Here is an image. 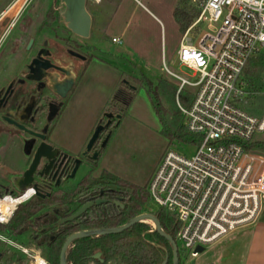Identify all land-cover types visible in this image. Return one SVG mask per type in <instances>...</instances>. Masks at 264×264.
Listing matches in <instances>:
<instances>
[{
	"label": "built area",
	"instance_id": "2783aa9c",
	"mask_svg": "<svg viewBox=\"0 0 264 264\" xmlns=\"http://www.w3.org/2000/svg\"><path fill=\"white\" fill-rule=\"evenodd\" d=\"M198 5L199 15L178 49L180 64L193 75H179L166 64L162 69L180 80L177 97L194 87L190 105L179 107L187 130L201 141L192 144L190 156L168 149L147 189L150 201L174 215L176 238L191 258L201 253L197 247L210 248L254 224L264 205V152L248 147L263 141L264 111L257 115L243 105L258 93L250 87L245 68L252 60H264V0H198ZM202 21L213 29L194 41L190 29ZM112 40L120 42L118 37ZM35 195L31 185L18 194H0V224H7ZM0 242L28 251L1 233ZM33 258L35 264H50L40 253Z\"/></svg>",
	"mask_w": 264,
	"mask_h": 264
},
{
	"label": "rangeland",
	"instance_id": "374dc122",
	"mask_svg": "<svg viewBox=\"0 0 264 264\" xmlns=\"http://www.w3.org/2000/svg\"><path fill=\"white\" fill-rule=\"evenodd\" d=\"M178 1H86V8L94 17L92 30L88 38H79L78 40L81 45L80 50L93 55L95 59L82 72L83 63L80 64L79 78L82 76L83 81L76 88L70 101L65 103V111L62 110L54 120L55 127L50 140L55 143L58 140V143L63 145L60 147L71 154L82 155L97 127L99 118H103L107 111L119 112L121 118L117 125L111 127L112 133L105 146H102L101 136L94 144L93 151L98 149L100 152L94 159L92 170L94 176H99L103 169H107L125 181L147 190L152 174L168 149L178 150L188 156L195 151L194 145L179 140H170L165 134L164 123L157 115L145 87L148 79L157 83L159 79L164 78L178 88L180 80L162 69L165 64L169 70L179 75H193V71L180 64L178 60V49L184 34L174 16ZM13 3L10 0H0L2 14ZM183 6L199 11L198 0H183ZM15 12H17L16 8L4 16H13ZM207 26L206 21L194 25L190 29L189 36L197 41L208 29H213ZM64 28H69L65 20ZM64 36L66 39L67 33ZM117 37L120 38V42L112 40ZM67 45L65 41L64 50ZM249 65L245 68V75ZM135 78L141 80L142 85H137L140 83ZM258 79L260 81L258 93L252 94L247 103L243 105L252 113L260 115L264 111V69ZM126 82L137 85L136 89L128 88ZM121 91H124L125 98L128 99L125 105L121 104L119 99ZM187 91L194 94L195 89L186 87L182 93ZM179 103L181 106L187 107L179 101L177 94L175 97L168 94L162 97V104L167 112L174 114L179 109L184 123L185 119ZM91 129L93 131L90 133ZM86 137L88 140L85 143ZM261 140L264 141V135ZM85 169L81 168L78 171L74 183L84 175ZM18 193H20L18 190L13 192V194ZM72 208L75 209L76 206L74 205ZM159 208L149 199L146 212L154 213ZM147 223L150 224V221L148 220ZM34 225L38 226L35 223ZM3 227L5 225H2L1 229ZM246 227L248 226H245L244 230L239 228L234 233L227 235L229 237L226 241L220 240L221 242L205 249L196 258H191L190 254L183 249L182 243L176 238L180 263L221 264L222 253L232 251V248L255 235L254 228ZM35 231L36 228H29L23 236L13 235L11 239L18 244H23L28 251L24 252L21 247L15 245H7L8 247L5 249L2 248L3 257L0 264H35L33 255L39 253L49 261L48 250L37 245L39 240L34 238ZM237 240H239V244H235ZM239 249L241 247L237 248V250ZM90 264L99 263L92 261ZM106 264L120 263L113 259Z\"/></svg>",
	"mask_w": 264,
	"mask_h": 264
},
{
	"label": "flooded vegetation",
	"instance_id": "af4514ba",
	"mask_svg": "<svg viewBox=\"0 0 264 264\" xmlns=\"http://www.w3.org/2000/svg\"><path fill=\"white\" fill-rule=\"evenodd\" d=\"M11 1L14 3L3 14L0 11V194L21 191L26 186L24 174L40 146L45 144L50 148H43L31 184L36 190L35 196L49 198L73 190L74 197L72 203L58 202L45 208L47 215L41 219L40 227L29 221L15 234L8 226L12 216L3 229L0 226V233L11 239L13 235L23 236L29 228H36L37 243L45 242V238L54 243L64 228L77 224L83 215L64 221L84 204H79L78 186L92 174L95 160L92 159L94 151L90 157L71 154L50 140L53 122L72 95L79 73L95 57L80 50L78 39L88 37L64 28L62 0ZM15 8L17 12L13 16H4ZM65 41L68 45L64 50ZM81 63L83 68L79 72ZM120 118L119 112L111 111L99 118L97 127H103L102 146L108 142L111 127ZM96 152L99 155L98 149ZM81 168H86L85 173L74 183ZM3 244L0 242V246ZM2 257L3 250H0V260Z\"/></svg>",
	"mask_w": 264,
	"mask_h": 264
},
{
	"label": "trees",
	"instance_id": "16d2710c",
	"mask_svg": "<svg viewBox=\"0 0 264 264\" xmlns=\"http://www.w3.org/2000/svg\"><path fill=\"white\" fill-rule=\"evenodd\" d=\"M198 15L199 11L183 6V0L178 3L174 11L175 19L183 33ZM263 69V59L252 60L247 69L246 78L249 80L250 87L255 91L260 89L258 78ZM135 79L140 83L137 85H142L141 80ZM137 85L126 82V86L131 89H136ZM145 87L157 115L164 123L163 131L169 139L190 144L199 143L200 136L187 130L180 110L177 109L174 114H171L162 104L163 95L168 94L175 97L178 88L164 78L159 79L157 83L148 79ZM193 96L194 94L190 91L180 92L178 99L183 105L189 106ZM119 99L123 105L128 102L124 91L120 92ZM248 147L264 151V141L249 143ZM78 190L80 205L99 198H105L107 201L94 204L82 215L77 224H70L72 226L64 228L57 242L51 243L45 238V242L37 244L39 247L46 245L50 264H59L62 246L73 232L122 226L133 217L146 212V205L149 201L148 191L145 188L125 181L107 170H103L99 176L87 175L79 182ZM73 197V190H65L63 195L49 198L34 196L18 207L8 226L15 234H18L29 221L39 225L41 219L47 215L44 213L45 208L58 202L72 203ZM116 201H119L121 205L116 204ZM154 214L159 219L163 231L176 240L177 225L172 212L159 208L154 211ZM151 229L149 223L137 222L120 233L96 234L76 239L67 249V264H90L92 261L106 264L113 259L118 260L120 264H162L165 260L166 264H173L171 243L156 230ZM97 253H100L99 258L95 257ZM179 264H181L180 259Z\"/></svg>",
	"mask_w": 264,
	"mask_h": 264
},
{
	"label": "water",
	"instance_id": "95a60500",
	"mask_svg": "<svg viewBox=\"0 0 264 264\" xmlns=\"http://www.w3.org/2000/svg\"><path fill=\"white\" fill-rule=\"evenodd\" d=\"M65 6V12L63 13L64 20L67 22V26L73 30L75 33L83 36L88 37L91 32L92 28V16L90 12L86 8V1L87 0H62ZM103 130L102 126H98L92 137L90 138L88 145L86 146L85 151L82 153V156L90 157V154L93 152L94 144L100 136L101 131ZM43 148H50L49 146L42 144L36 153L35 159L33 160L30 167L26 170L23 183L26 186H29L33 183V174L35 173L37 166L39 164L40 157L43 155ZM98 156L97 152H93L92 159H96ZM77 169V168H76ZM75 169V171H76ZM107 199L99 198L97 200H92L84 203L81 208L75 213L66 218L64 221H71L75 218L80 217L84 214L90 207L94 204H100L106 202ZM116 204L121 205L119 201L115 202ZM147 220H152L155 224V230L163 237H165L172 245L173 249V264H179V248L176 243V240L168 233L163 231L160 221L154 213L151 212H144L141 213L132 219H130L127 223L122 226L118 227H111L105 229H89V230H79L72 234H70L61 249L59 264H67L66 260V252L68 247L72 244V242L79 238L89 237L96 234H113V233H120L125 229L131 227L132 225L136 224L137 222H146ZM199 252H203L205 249L203 247H197ZM95 257L99 258L100 253H97ZM166 264V260L162 263Z\"/></svg>",
	"mask_w": 264,
	"mask_h": 264
},
{
	"label": "crops",
	"instance_id": "0c3cea01",
	"mask_svg": "<svg viewBox=\"0 0 264 264\" xmlns=\"http://www.w3.org/2000/svg\"><path fill=\"white\" fill-rule=\"evenodd\" d=\"M180 1L181 0H179L178 3ZM178 3H177V5H178ZM177 5H176V7H177ZM92 18L94 19V17H92ZM82 81H83V79L81 76L79 78V81L76 83L75 89L72 92V95L69 97L68 101H70L71 97L73 96L74 92L76 91V88L81 85ZM64 111H65V108L63 109V112ZM92 131H93V129H91L90 133ZM87 140H88V137H86L84 139V142L86 143ZM56 142H57L56 144L63 147V145H60V143H58V140ZM103 170H107V169H103ZM249 227L254 228V234L255 235L252 236L251 238H249L248 240H244V242L241 241L242 243L239 246L232 248V251L222 253L220 258L222 259V261H224V263H222V261H221V264H264V205H263L262 211H261L260 216L257 219V221L254 224L249 225L246 228H249ZM242 228H243L242 230H244V227H242ZM228 237L229 236H226L221 241H226L228 239ZM238 241L239 240H237V242L235 244H237V243L239 244ZM6 247H8V246L6 245ZM240 247H241V249L237 250V248H240ZM2 248L5 249V246H3V245L0 246V250H2ZM194 264H196V263H194Z\"/></svg>",
	"mask_w": 264,
	"mask_h": 264
},
{
	"label": "bare ground",
	"instance_id": "6f19581e",
	"mask_svg": "<svg viewBox=\"0 0 264 264\" xmlns=\"http://www.w3.org/2000/svg\"><path fill=\"white\" fill-rule=\"evenodd\" d=\"M2 211H5V208L3 207L2 208ZM37 260H39V256L37 255Z\"/></svg>",
	"mask_w": 264,
	"mask_h": 264
}]
</instances>
